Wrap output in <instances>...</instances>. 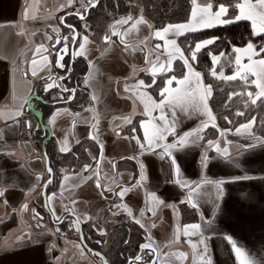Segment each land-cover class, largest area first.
Returning <instances> with one entry per match:
<instances>
[{
  "label": "crops",
  "instance_id": "0c3cea01",
  "mask_svg": "<svg viewBox=\"0 0 264 264\" xmlns=\"http://www.w3.org/2000/svg\"><path fill=\"white\" fill-rule=\"evenodd\" d=\"M71 4L68 0H0V190H4V196L0 197V264H102L97 254L86 249L82 250L87 254H80L67 243L66 236L73 232L78 236L77 231L63 228L61 234L56 230L55 222L68 210L76 215L83 227L106 240L121 224L130 225L134 232L141 234L143 242L151 244V248L145 250H155V264H200L199 253L205 246L212 264H238L226 236H232L257 264H264V144L258 142L257 138L262 137L254 132V124L250 130L241 128L250 121L233 128H222L217 126L216 118L208 121L206 115L192 107L184 111L181 107L173 109L170 106L164 111L169 120L171 112H176L175 135H168L163 143L173 144L184 133H194L186 138L188 143L184 147L171 149V156L164 154L162 159V148L141 154L133 139L136 137L144 142L142 124L149 121L158 125L164 123L159 119L152 120V117L160 116L161 110L154 109L147 97L159 102L164 88L179 87L176 81L188 75L186 70L172 85L167 84L173 77L168 74L170 70L166 71L167 61L171 58L172 68L174 57L179 55L165 39L155 36L157 30L167 25L155 29L143 18L146 24L133 27L141 17L124 24L117 21L126 20L128 16L114 20L106 27L111 33L110 40H102L100 45L87 27H81L73 53L81 51L79 44L83 43L84 36L88 37L89 43L83 55L73 54V58H80L87 64V73L82 80L89 103L74 112L69 106L71 99L66 98L70 100L68 103L51 106L53 109L44 116L40 110L35 111L42 114V123L49 128L50 139L47 141L51 140L56 154L66 156L76 167L68 164L71 171L63 175L56 190L47 192L46 188L47 220L54 225V230L41 229L43 226L31 229L29 205L39 199L43 209L41 189L48 173L39 145L47 133L37 134L33 130L36 120L29 116L32 113L29 104L34 110L37 106L29 98L36 93L35 89L41 91L44 98L58 86V78L65 75L59 72L56 79V51L51 46L57 33L59 39L68 35L63 33L62 18L66 15L67 21L72 16L67 14L77 12ZM191 13L187 21L178 24L187 23ZM204 29L209 28L198 31ZM187 33L191 32L183 35ZM183 35L170 32L166 39H175L177 43ZM49 36L53 39L49 40ZM157 44L161 45L159 49L155 47ZM41 45L47 51L37 52ZM242 62L246 64L247 60ZM154 64L157 68L155 76L152 74ZM160 64L165 65V70H159ZM236 71L235 65L232 75ZM143 74L151 77L150 83L142 79ZM248 78L250 83L255 79ZM140 80L151 86L134 87ZM46 84L53 87L46 89ZM201 84L206 86L202 77ZM251 85L255 96L258 89ZM145 104L150 109L148 114H145ZM18 109L22 115L13 118ZM125 117H130L131 123ZM26 122H31L32 129ZM204 122L207 127L202 126ZM92 123V134L100 147L103 146L98 165V148L88 138ZM208 127L215 132H207ZM238 128L241 129L239 133ZM207 134L216 136L208 139ZM253 144L255 147H248ZM224 149H227V155L223 154ZM173 156L180 168L179 176L171 163ZM205 156L207 166L203 163ZM73 169L77 171L73 172ZM142 174L146 179L141 180ZM245 175L253 178L233 180ZM97 179L100 188L96 186ZM176 179L188 182V186L174 183ZM221 179L227 181L223 185L222 198L214 184L205 182ZM121 188L129 189L122 199L116 194ZM150 193H155L164 203L152 201ZM105 194L113 197L112 204L109 199L105 200ZM190 211L191 215H188ZM192 215L195 219L189 220ZM137 219L140 224L135 222ZM194 224L200 225L199 230L189 228L185 234L184 227ZM86 236L91 240V235ZM181 253L186 255L181 256Z\"/></svg>",
  "mask_w": 264,
  "mask_h": 264
},
{
  "label": "trees",
  "instance_id": "16d2710c",
  "mask_svg": "<svg viewBox=\"0 0 264 264\" xmlns=\"http://www.w3.org/2000/svg\"><path fill=\"white\" fill-rule=\"evenodd\" d=\"M132 0H98L96 7L89 10L85 21L76 22L72 17L68 20H72V24L78 31L83 23L92 32L93 37L99 36L103 29H106L109 22L116 20L119 17L126 15H133L134 9L131 4ZM142 7L141 16L151 23L155 29H160L165 25L178 24L187 21L192 11V0H137ZM205 3L211 2L213 9L217 8L220 3L231 4L229 8V14L233 12L234 4L236 0H197ZM66 21V20H65ZM68 22V21H66ZM65 33L71 32L67 29H63ZM252 28L248 21H239L229 25H219L209 29L201 31L187 33L177 40L178 46L184 51V55L187 57L190 54L187 49L194 47L196 42L215 39V43L208 45L206 48L201 49L197 53V59L190 61L194 71L199 72L206 85H211L212 94L209 97V107L215 115L217 126L222 128H233L239 123L253 121L254 119V132L264 138V97L257 100L255 104L251 103V99L247 96L250 91L254 95V88L252 87L248 78L246 84L244 80L238 78L235 80H227L220 76L223 72V77L231 76L235 63L232 49L234 47H244L248 42H252L256 45L264 43L257 36H253ZM226 53L225 57H222L215 65V71L217 75H212L213 70V55H219V53ZM188 70L184 65L180 56H177L173 63V67L168 74L175 77L182 76L183 73ZM87 73V64L84 60L78 58L73 63L71 74L61 82H58V86L51 92L44 95V101L46 103H55L66 98H70L71 91H64L67 88L69 90L75 89L74 97L69 102L70 108L74 111H80L89 103L88 91L81 86V80ZM233 93H240V95H233ZM255 96H253L254 98ZM246 107V108H245ZM245 108V109H244ZM43 116L53 109L48 105L42 103L37 104ZM44 109L45 112L44 113ZM243 113V115H238ZM262 126H258L261 124ZM209 133L215 131L206 128ZM216 134H207L208 139L215 137ZM43 140L39 141L40 147ZM46 153L49 159V166L52 170L53 181L47 187V192L54 191V182L58 175L60 166H64L66 162H69L66 156H59L54 151L53 143L45 141L44 143ZM65 163V164H64ZM58 178V177H57ZM188 210H186V213ZM188 215H191L188 213ZM195 219V216L188 218L189 220ZM82 234L84 242L87 246L95 252L101 254L104 258L105 264H126L128 260L134 258L138 252L139 245L144 241L141 234L134 232L130 225L121 224L111 235L109 241L106 239L96 240V234L86 226H82ZM86 234L91 235L89 240ZM104 249V250H102ZM144 260H148V256Z\"/></svg>",
  "mask_w": 264,
  "mask_h": 264
},
{
  "label": "snow or ice",
  "instance_id": "6c2138e0",
  "mask_svg": "<svg viewBox=\"0 0 264 264\" xmlns=\"http://www.w3.org/2000/svg\"><path fill=\"white\" fill-rule=\"evenodd\" d=\"M69 4L72 3V0H68ZM95 0H87V3L91 6H94ZM192 3L194 5L192 13H191V19L184 24H169L166 27H164L161 30H157L155 32V36L159 37L161 39H165L166 44L171 45L172 49L175 53H178L180 58L183 60L184 65L188 69V75H185L182 79L176 81V77L173 76L170 79L167 80L168 85H172L173 81H176L179 87L172 89L170 87L164 88L160 95L161 99L159 102H156L152 100V98L149 96L147 97L148 101L151 102L152 107L158 108L161 110L160 116L152 117V120L159 119L160 121H163V125H158L156 123H152L151 121L146 122L141 125V127L144 128V137L142 142L139 138L133 137V139L136 140L137 145L141 149V154H143L145 151L154 152L157 148L163 149V154L161 155V158H164V154H167L171 156V149L179 147H184L187 141V137L192 136L194 133L192 132H186L183 134L182 137L177 138V142L173 144L163 143L168 135H175V123H176V112L173 110L171 112V120H169L168 114L165 113L164 109L166 107H181L184 111H187L188 107H192L194 110L202 112L204 115L208 117V121H214L215 116L213 115L211 109L208 106V98L212 94V88L211 85H202L201 84V74L199 72L194 71L192 64L190 61H195L197 59V53L201 51V49L206 48L208 45L214 44L215 39H206L199 42H196L194 44V47L187 49L189 56L184 55V51L181 50L179 46H177L176 40L171 39L167 40L166 36L168 33L172 32L174 35H183L186 32H195L203 28H211L216 25H229L233 24L239 21H250L251 27H252V35L259 37L261 40H264V0H236V3L234 4L233 12L230 15L229 14V8L232 7L231 4H225L220 3L217 7V9L213 10V4L211 2L206 3L204 5H198L197 0H192ZM83 18V17H81ZM131 17H128L126 20L117 21L118 24H124L127 23L129 20H131ZM140 23H147V21L143 20V17L138 19L133 27H135L137 24ZM151 27V25H149ZM116 35L117 33H113ZM49 40H52L53 37L49 36ZM68 37L65 36L63 38L64 40V46L62 49L59 50L58 56L59 58L56 61L57 66L64 67L60 61L63 60V55H60V52H67L68 50ZM105 41H109L110 37L105 36ZM72 40H76V35L72 36ZM62 41L59 39V33H57V38L55 39V44H61ZM89 43L88 37H83V43L79 44V48L81 51L73 53L74 55H83L85 46ZM55 46V45H54ZM157 49L161 47V45L157 44L155 46ZM47 51V49L44 48L43 45L39 46L36 51L40 52L41 50ZM233 54H235V60L234 63L236 65V74L232 76L223 77V72L220 73V76L222 78H225L227 80H235L239 76L240 79L244 80L247 84L248 77L252 76L255 77L254 80L251 81L252 84L255 85V87L258 89V91L255 93V97L253 98V93L248 92L247 96L251 99V103L255 104L258 99L264 97V43H261L259 45H256L252 42H248L246 47L240 48V47H234L232 49ZM169 57L172 56V53H168ZM226 53L221 52L219 55H213L212 61H213V70L212 75H217L215 71V65L219 63L220 59L222 57H225ZM45 61H47V57L44 58ZM246 59L247 63H243L242 61ZM156 60L159 61V56L156 57ZM147 62V58H146ZM35 63V60L33 61ZM172 66V60L171 58L167 61V70H171ZM159 70L163 71L165 70V65L160 64ZM157 71L156 65H153L152 68V74L155 76V73ZM35 74V73H33ZM193 81L195 84L193 85ZM87 82V80L85 81ZM151 85H145L143 80L138 81V83L134 86L136 88L139 87H150ZM53 87L52 84H46V89H51ZM64 91H72L75 90H69L67 88L63 89ZM128 86H125V91H128ZM233 95H240V93H233ZM150 112V109L147 104H145V114H148ZM22 115L21 110H17L15 113V117H18ZM238 115H243V113H238ZM125 120H127L129 123H131L130 117H125ZM27 126L29 128L32 127L31 122H26ZM253 121H250L248 124L241 125V128L245 130H250L252 127ZM203 127H207V122H204ZM213 126H215L213 124ZM38 127V126H37ZM240 128H238L236 131L239 133ZM258 142L261 144H264V138H257ZM209 145H212V141L208 142ZM101 147H103L101 145ZM248 147H255V145H249ZM219 151V148L217 149ZM61 151H65L64 148H61ZM224 155H227V149H224ZM172 165L175 166V171L177 176L180 174V168L176 163V159L173 156L171 159ZM203 163L205 166H207V156L204 157ZM115 167V165H113ZM141 169L144 168L143 163L140 164ZM88 166H85V170H87ZM49 173H51V168L48 169ZM253 177H249L247 175L245 176H237L234 177L233 180H247L252 179ZM146 179V177L142 174L141 180ZM51 181H49L50 183ZM176 184H179L181 187H187L188 182H182L180 179H176L173 181ZM206 183L214 184L215 187L218 190L220 198L223 196V185L227 182L223 179L216 180V181H210L206 180ZM96 186L98 188L101 187L99 180L97 179ZM141 186V185H137ZM199 187V185L197 186ZM110 190V189H109ZM129 191L127 188H121V190L116 193L121 199L124 197V195ZM103 195V193H101ZM152 201L163 204L164 201L160 200L155 193L149 194ZM4 196V190H0V197ZM184 201H181L183 203ZM7 203V201H5ZM75 203V201H73ZM195 207V205H193ZM127 207V206H125ZM168 207L175 208L174 205H168ZM24 208H27V205H24ZM149 211L152 212L153 215H155V212L153 209L149 208ZM128 214L131 216L132 213L129 210ZM38 215V214H37ZM141 215H143V210H141ZM135 219V217H133ZM59 219V217H57ZM87 219H90V217H87ZM136 223L140 224V220H135ZM77 224H79V219L76 221ZM154 226V225H153ZM141 227H144L143 224H141ZM194 229L199 230L200 225L194 224V225H187L184 227L185 234H188V229ZM77 231H79V228L77 227ZM103 234V233H102ZM225 239L228 241V243L231 245V248L233 252L235 253L236 260L238 264H257V261L255 258L251 257V255L241 246H238L237 242L233 239L232 236H226ZM201 243H203V240H201ZM195 248V245H193ZM142 248H151V244H145L142 245ZM155 251V250H153ZM181 256H185L186 254L181 253ZM200 256V264H212L211 258L208 256V250L205 246L203 252L199 253ZM139 260L140 257H137ZM153 264H155V261H153Z\"/></svg>",
  "mask_w": 264,
  "mask_h": 264
},
{
  "label": "flooded vegetation",
  "instance_id": "af4514ba",
  "mask_svg": "<svg viewBox=\"0 0 264 264\" xmlns=\"http://www.w3.org/2000/svg\"><path fill=\"white\" fill-rule=\"evenodd\" d=\"M82 1V3H83V5H84V8H83V10H82V13H80V12H76L77 14H81L82 16H84V14H85V10L89 7V6H91V5H89L88 3H87V0H81ZM97 2H98V0H95V2H94V4L96 3V5H97ZM96 5H95V7H96ZM92 8H94V7H91L90 9H92ZM89 9V10H90ZM89 10H88V13H89ZM88 15V14H87ZM70 17H72L74 20L73 21H76V22H82V21H85V19L87 18V16L85 17V19H83V20H80L78 17H76V16H70ZM69 17V18H70ZM67 21L68 22H66L65 21V18L63 19V23H62V25L64 26V29H67V30H69L70 32H71V35H67L68 36V41H67V44H68V50H67V54L65 55V57H64V59H63V61H62V64L64 65V67H63V69H61V67H58V66H55V64H56V60H57V51L59 50V49H61V48H63V46H64V41H62V43L61 44H55V39H54V41H53V43H52V49H54L56 52H55V57H54V67H55V73H56V79H57V76H58V73L61 75V74H65V75H62V77H60V78H58V80H57V85H58V82H61V81H63L64 79H66L70 74H71V72H72V67H73V63L75 62V60L76 59H74L73 58V60L71 59V55H70V46H71V44H72V42H73V40H72V36L74 35V31H73V29H75V27H74V25L70 22V20H68L67 19ZM69 23H71V24H69ZM75 31L76 32H78L76 29H75ZM78 34V33H77ZM61 40H63L62 38H61ZM104 40V39H103ZM75 44H76V42H75ZM75 44H74V47H75ZM55 45V46H54ZM54 46V47H53ZM74 47H73V49H74ZM63 77H66V78H64L63 79ZM75 90V89H74ZM35 91H36V93L33 95V96H35V97H37V98H40L43 102H45L44 101V98L43 97H41V95L43 94L41 91H38V89H35ZM74 93H75V91L74 92H72L71 91V93H70V98H68V99H73V97H74ZM67 99V100H68ZM62 101V100H61ZM33 102H34V104L37 106V104L38 103H42L41 101H39V100H35V99H33ZM56 103V102H55ZM51 104V103H50ZM37 110H39V109H35V111H37ZM41 112V111H40ZM29 116L30 117H32V119H34V120H36L35 122H34V125H33V130L35 131V133H37V134H46V132L44 131H42L41 130V128L38 126V122H37V118H36V115H33L32 113H29ZM38 126V127H37ZM29 128V127H28ZM32 129V128H31ZM67 213H68V211H66L63 215H62V217L60 218V220L58 221V222H55V228H56V230H58V231H61V234H63L64 233V229L63 228H65L66 229V231H69V230H71V229H73V230H75V231H77V229H76V224L73 222V219H72V217H70V216H68L67 215ZM37 215V214H36ZM37 218H39L40 216H36ZM45 217L46 218H49V214H45ZM81 231H82V225H81ZM146 244V242H142V244ZM141 245V244H140ZM140 245H139V247H140ZM146 248H143L142 249V251H141V259H143V262L145 263V264H148L149 262H151L152 261V264H153V261H154V259H153V253H152V250L151 249H149V250H145ZM138 252H139V248H138ZM138 252H137V254H138ZM151 254H150V253ZM137 254H136V256H137ZM136 256L134 257V258H136ZM146 256H148V260H144L145 259V257ZM134 258H131V259H134ZM100 259V258H99ZM128 262V261H127ZM105 263V262H104ZM127 264V263H126Z\"/></svg>",
  "mask_w": 264,
  "mask_h": 264
},
{
  "label": "rangeland",
  "instance_id": "374dc122",
  "mask_svg": "<svg viewBox=\"0 0 264 264\" xmlns=\"http://www.w3.org/2000/svg\"><path fill=\"white\" fill-rule=\"evenodd\" d=\"M72 3L73 4H71L72 6L73 5H75V9H74V11H77V12H80V13H82V10H83V8H84V5H83V3H82V1L81 0H72ZM197 3L198 4H205V2H201V1H197ZM131 4L133 5V9H134V14L133 15H126V16H128V17H131L132 19H136V18H138V17H142L141 16V12H142V7H141V5L138 3V1L137 0H132L131 1ZM123 17V16H122ZM120 18V17H119ZM118 19V18H117ZM113 22V21H112ZM112 22H109V24H108V27H109V25L112 23ZM85 23H83V25H82V27L84 28V29H86V25H84ZM107 27V28H108ZM89 29V28H88ZM63 33H64V31H63ZM68 35H71L70 33H68ZM109 35H111V33H110V31L108 30V29H103V31H102V33H100L99 34V36H94L93 37V35H92V38L96 41L97 40V42H99L98 44L100 45V44H102V40L104 39V37L105 36H109ZM62 38H64V37H62ZM96 38V39H95ZM105 40V39H104ZM62 41V40H61ZM179 55V54H178ZM177 58V56L176 57H174V61H175V59ZM174 61H173V63H174ZM166 71H167V69H166ZM158 78V77H157ZM142 79L146 82V83H150L151 82V77L150 76H147V75H142ZM155 79V78H154ZM153 79V80H154ZM157 80L155 79V82H156ZM81 86L82 87H84L83 86V80H81ZM85 88V87H84ZM86 89V88H85ZM246 108V107H245ZM244 108V109H245ZM258 126H262V123L261 124H258ZM84 148H82V149H80L81 151L83 150ZM81 151H79V152H81ZM94 151H96V149H94ZM65 164V163H64ZM68 164H70L69 166L71 167V166H74V168L76 167L75 166V164L74 165H72L73 163H69V162H66V164L64 165V166H60L59 167V170H58V175L56 176V180H55V182H54V185H56L54 188H55V190L57 189V187H58V183L60 182V180L62 179V177H63V175L65 174V173H69L70 171H69V166H68ZM92 167H93V165H92ZM92 167H91V169H92ZM73 168V167H72ZM79 170V169H78ZM73 172H76L77 171V169L75 170V169H73L72 170ZM94 171V170H93ZM92 172V171H91ZM93 174H94V172H92ZM58 177V178H57ZM47 178H48V176H47ZM52 181H53V179H52ZM40 193V192H39ZM105 196V200L106 201H108V199H109V203H111L112 201H113V197H110L109 195H104ZM110 198H111V200H110ZM112 204V203H111ZM29 207H30V210H31V218H30V226H31V229L32 230H34V229H40V227H42L41 229H49V230H51V231H53L54 230V225L53 224H51L48 220H47V218L45 217V213H44V211H43V209H42V207H41V201L38 199V201L36 202V203H34V204H30L29 205ZM36 214H38V216H40L39 218H37L36 216ZM110 236V235H109ZM107 237V242L109 241V239H110V237ZM97 237H98V235H97ZM66 238L68 239V242L67 243H70V244H72L75 248H77V252L78 253H80V254H82V253H88L87 251H83L84 250V248L81 246V244H80V242H79V239H78V236L77 235H75V232H73L72 234H70V235H68V236H66ZM96 240H103V238H96ZM83 249V250H82Z\"/></svg>",
  "mask_w": 264,
  "mask_h": 264
},
{
  "label": "water",
  "instance_id": "95a60500",
  "mask_svg": "<svg viewBox=\"0 0 264 264\" xmlns=\"http://www.w3.org/2000/svg\"><path fill=\"white\" fill-rule=\"evenodd\" d=\"M95 5H96V3L94 4V6H89V7L85 10V14H84V16H82L81 14H77V13H69V14H67V15H73V16L78 17L80 20H83V19H85V17L87 16V14H88V10H89L91 7H95ZM65 16H66V15H65ZM65 16H63V18H62V23H63V19H64ZM81 17H83V18H81ZM73 31H74V35H76V40H77V38H78V34H77V32L75 31V29H73ZM76 40L73 41L72 44H71V46H70V55H71V59H72V60H73V47H74V44H75ZM53 47H54V46H53ZM61 49H62V48H61ZM59 50H60V49H59ZM59 50L57 51V59L59 58V56H58V52H59ZM59 54H60V55H63V59H64V57H65V55L67 54V52H60ZM56 61H57V60H56ZM62 61H63V60H62ZM62 61H60V63H62ZM55 66H57V64H55ZM58 67H59V66H58ZM61 69H63V67H61ZM64 78H66V77H63V79H64ZM65 92H66V91H65ZM30 99L39 100V101H41L44 105H48V106H56V105H58V104H66V103H68V102L70 101V100H64V101H61V102H56V103H51V104H50V103L43 102L40 98H37V97H35V96H31V97L29 98V101H30ZM29 110H30L33 114L36 115L37 122H38V126L41 128V130H42V131H45V132L47 133V137L45 138V140H44L43 143H42L41 151H42V154H43V157H44V163H45L46 171H47V173H48V178H47V180L44 182V184H43V186H42V189H41V198H42V204H43L44 212L47 213V214H49V209H48V207H47V200H46V197H47V196H46V188H47L48 185H50V184L52 183L53 174H52V171H51V173H49V171H48V169L50 168V166H49V159H48V156H47V154H46V149H45V146H44L45 141H47V140L50 139L49 128H48V126H46V125H44V124L42 123V118H43V117H42V114H41L40 112H36V113H35V110L33 109V107H32L31 104H29ZM93 126H94V124L92 123V124L90 125V128H89L88 138H89L90 140H92V141L96 144V146H97V148H98V156H97V161H96V164L98 165V164H99V161H100V157H101V147H100L99 143L97 142V140L94 138V136H93V134H92V128H93ZM49 181H51V182L49 183ZM67 215L70 216V217H72L73 222L77 225V226H76V229H77V227L79 228V231H77V233H78V238H79V242H80L81 246H82L84 249H86L87 251H89L90 253H92V254H97L98 257H99L100 260H101V263H102V264H105V263H104V258H103V256H102L101 254H99V253H97V252H95V251L89 249V248L86 246V244H85V242H84V239H83V234H82V231H81V224H80V222H79V224L76 223V221H77V217H76V215L73 214L70 210H68ZM50 219H51V217H50ZM58 223H59V222H58ZM142 245H145V243L140 245V247H139V252H138L136 258L128 260L127 264H145V263L143 262V259H141V251H142V249H143V248H142ZM149 253H150V252H149ZM152 253H153V259H154V258H155V252L152 251ZM150 254H151V253H150ZM137 257H140V259L138 260ZM148 264H152V261L149 262Z\"/></svg>",
  "mask_w": 264,
  "mask_h": 264
}]
</instances>
